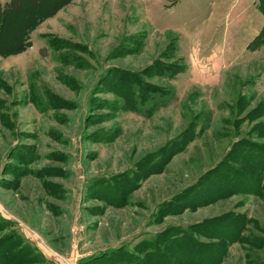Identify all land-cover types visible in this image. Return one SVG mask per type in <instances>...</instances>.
I'll return each mask as SVG.
<instances>
[{
    "label": "rangeland",
    "instance_id": "1",
    "mask_svg": "<svg viewBox=\"0 0 264 264\" xmlns=\"http://www.w3.org/2000/svg\"><path fill=\"white\" fill-rule=\"evenodd\" d=\"M55 2L54 16L28 9L1 23L0 239L17 249L9 264H152L166 229L226 216L235 219L219 226L234 232L227 244L194 238L213 257L221 252L210 245H226L219 264H264V164L230 161L243 154L238 141L264 145V17L253 0L231 14V0ZM210 57L222 63L220 80L200 85L203 63L192 61ZM128 74L168 92L167 103L130 110L120 92ZM184 135L186 148L169 156ZM220 165L252 180L181 209Z\"/></svg>",
    "mask_w": 264,
    "mask_h": 264
},
{
    "label": "trees",
    "instance_id": "2",
    "mask_svg": "<svg viewBox=\"0 0 264 264\" xmlns=\"http://www.w3.org/2000/svg\"><path fill=\"white\" fill-rule=\"evenodd\" d=\"M55 1L56 0H8L5 3L0 2V31L2 25L1 23L4 18H11L13 15H24L28 9L33 12L30 14L31 18L38 17V15L44 10L47 12V15L54 16L59 10L58 8H60V6L63 4H59L60 2L57 4ZM255 7L264 16V0H255ZM25 30L27 29H24L23 27L22 35L19 36L20 44L23 41ZM261 33H264V27L262 28ZM164 68L170 69L168 66H165ZM172 74H175V72L165 76L172 77ZM122 76L124 75L119 73V78H124ZM125 80L128 82V84L123 86V89L121 87L120 92L124 90V95L121 96H126L128 100H130L129 104L131 105L132 103L130 110L135 113H144L143 108H147L148 100H150L156 106L157 102L160 100L159 106H164L167 103V99L170 98V94L168 92H161L158 87L142 82L141 78L135 74H133V76L128 74L125 76ZM119 86H122V84L120 83ZM263 114L264 113H262V115H257L256 118L263 116ZM189 140L190 138H188L187 135H184L179 142L180 148L175 152L170 153L169 156H172L173 154L181 152L183 149H185ZM236 144L240 146V150L243 152V154L241 155V158L231 159L230 161L236 164H239L240 162V164H245L251 168H253V166L258 168L257 166L264 164V145H257L248 141H238ZM240 159H242V161ZM251 178L252 172H249L246 169L238 170L227 165H220L217 169L211 172L210 175L208 174L207 179H201L202 181L199 180L198 183H200V181H208L207 186L197 184L194 185L192 190H189L186 193V196L190 197V199L188 198L186 202L185 199H183V201L181 200V203L183 204L180 206V208H198L205 204H211V202L216 199L226 198L228 196L234 195L235 193H238L240 188H242L244 185L249 184L252 180ZM216 179H218L220 182L216 183ZM178 201L180 200L178 199ZM171 210L177 211L179 209L177 208V205H174V208L167 206L162 209L161 212L163 215H165ZM234 221H229L228 217L226 216L225 218H215L207 220L203 223L192 225L189 229H182L179 227H171L166 229L157 236L156 244L153 245L152 250L148 253L151 258V263L219 264V259L225 255L226 245H210L211 247H215L216 250H218V253L221 252L217 255L214 253L213 257L211 256V253L207 251L208 245L197 241L194 236L197 234L206 238L216 239L219 242L223 240L225 244H227L228 240L231 238L230 236H233L234 232L232 235L224 233L221 234V229H219V226L226 225ZM0 226H2L1 221ZM9 245L10 241L7 242L6 238L0 239L1 264H9L10 256L14 252H17L16 247L13 248L12 246V248H7ZM17 246L19 247L20 245ZM3 250L5 251L3 252ZM211 252H213V250H211ZM7 258L9 259L7 260Z\"/></svg>",
    "mask_w": 264,
    "mask_h": 264
},
{
    "label": "crops",
    "instance_id": "3",
    "mask_svg": "<svg viewBox=\"0 0 264 264\" xmlns=\"http://www.w3.org/2000/svg\"><path fill=\"white\" fill-rule=\"evenodd\" d=\"M240 1L241 0H231L230 7H229L230 14L233 13V11H234L233 7L235 5H238ZM253 3L255 4V0H253ZM259 13L262 15L261 12H259ZM257 19H260V17L257 16ZM207 60L210 61V64H208L206 62V60L205 61H201L200 59H198V61H195V60L192 61L197 68H200L201 67V63H203V66H202L203 69H201L199 71L200 72V76H202L201 77L202 79L199 82L200 85L201 84H203V85L208 84L207 82H210L209 80H213L214 78H216L215 79L216 81H219L220 80L219 75L222 74V63L220 61L218 62L217 59L215 60L214 58H211V57L208 58ZM195 62H199V63H195ZM210 70H211V72H209ZM211 85H215V84H211Z\"/></svg>",
    "mask_w": 264,
    "mask_h": 264
}]
</instances>
